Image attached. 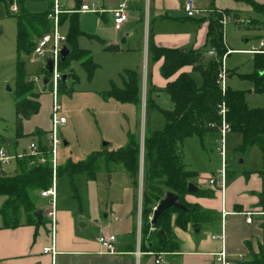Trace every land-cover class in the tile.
<instances>
[{
    "label": "crops",
    "instance_id": "crops-1",
    "mask_svg": "<svg viewBox=\"0 0 264 264\" xmlns=\"http://www.w3.org/2000/svg\"><path fill=\"white\" fill-rule=\"evenodd\" d=\"M47 1H49L47 9L33 12L50 10L54 0ZM121 1L80 0L78 3L77 0H60V4L63 14L77 13L79 15V26L82 31L80 36L93 34L80 25L82 14L97 15L99 18V30L104 36L102 29L104 23L113 22L110 10ZM186 1H131L129 4L130 18L123 27L125 30L124 36H117L110 40L106 39L111 44L106 42L105 49L108 50L107 47L109 46H116L118 48L114 50L116 52L126 51V44H128L126 49L136 52L135 40L137 35L145 41L146 68L143 75L138 72L141 77V84L148 72L150 39L159 47L186 49V52L189 50H203L202 60L204 63H207L210 59L207 55L208 47L206 46L209 20L206 19V21L201 22L202 18L209 17L215 11H228L230 12V17L238 22L239 27L264 31V15L256 11L248 0H193L196 7L201 11V13L193 17H189L185 13L184 4ZM253 1L264 4V0ZM84 4L96 8L97 11L79 12V8ZM144 11H146V21L143 18ZM112 27L115 30L113 25ZM122 30L115 31L120 32ZM260 38H264V36ZM224 41L227 48L232 50L228 56L236 52L248 53L255 56V54L248 52V50L253 46H257L258 43H252L247 48L234 49L225 40V33ZM246 41L249 42V40ZM80 48L88 50L89 53L91 52L87 47ZM88 57H92L91 53ZM252 61L254 64V57ZM163 62L164 59L162 58L149 65V69H151V94L158 95V93L166 89L169 82L176 80L181 73H188L192 76L191 71L195 72L193 65H186L167 79L161 74ZM228 72L230 80L233 79L231 77L235 74L238 75V78L240 74H249L237 72L236 69H228ZM263 73L262 71L261 74ZM201 85L198 86L200 87ZM228 87L240 90L228 85L227 82ZM254 88L255 83L252 82L250 89L244 90L247 91L246 101L251 108H262L264 107V91L256 93ZM36 130L45 132L46 129L37 125L31 131H24V134L30 135L36 132ZM20 140L18 142V150L14 151V153L19 151L21 147ZM242 141V134L241 136H236L234 143L235 151H238L237 148L241 145ZM65 142H67V145L70 144L68 141H64L65 146ZM108 145L109 143H104V146ZM119 148L121 147L117 149ZM105 150L113 151L106 147L103 149L98 147V149H94L90 154ZM245 154L247 156L238 165L230 162V170L227 165L226 185L225 189L221 190L219 186L216 187L208 181L212 176L217 177L216 173H211L207 170L199 171L192 166L190 167L186 163L183 152L186 168L198 174L191 179V182L199 189L212 192L211 196H198L194 193H189L185 197L186 201L192 204H200L205 209L214 211L217 219L204 224L200 229H195L191 225L186 229L173 226L172 235L178 246L176 251L163 254L164 264H215L214 256L221 250H225L229 254L234 264H241V262L250 257V246H252L255 252H259L260 247L264 249V150L254 145ZM100 161L104 162L106 173L101 176L102 178L99 176L98 178L97 176L90 178L92 182L86 186L88 200L85 198L82 201L77 198V202L72 199V196L71 201H61L59 203L56 199V264H158L155 261L156 256L151 254V251L141 248L140 256L137 255L138 246L142 242L144 153L143 160L140 163L141 169L138 185L134 184L132 177L123 164H108L104 159ZM13 163L17 164L16 161H12L10 165ZM5 171L7 174V170ZM76 177L77 175L73 178V182ZM67 178L71 181L69 177ZM217 178L220 184L221 177ZM73 189L77 191V188L74 187ZM41 199H43L41 204H37L38 209L43 211L41 222L34 215L35 218L25 220L18 227H5L0 213V264H53L52 254L44 252V248L52 244L51 222L46 215L49 199L44 197ZM2 203L3 200H0V209ZM249 212H255L252 215L251 222L247 221V214ZM103 233L116 236L114 243L117 249L116 253L107 252L99 242L98 237ZM218 235L222 237H213Z\"/></svg>",
    "mask_w": 264,
    "mask_h": 264
},
{
    "label": "trees",
    "instance_id": "trees-1",
    "mask_svg": "<svg viewBox=\"0 0 264 264\" xmlns=\"http://www.w3.org/2000/svg\"><path fill=\"white\" fill-rule=\"evenodd\" d=\"M77 1L79 3L80 0ZM248 2L256 11L264 15V4L253 0H248ZM19 3V12L14 15L17 22V52L19 55L16 63V89L14 92L17 100L16 134L18 139L26 135L23 131L24 121L38 114L41 108L40 94L35 90L36 80L29 79V74L26 72L25 64L20 56L22 53H32L37 40L51 32L53 28V23L48 18L51 9L45 12H33L25 8V0H20ZM222 12L230 17V12ZM222 12L215 11L209 17L200 20L201 22L209 20L206 46L215 47L217 50V56L209 57L207 63L202 60L203 50L183 52L182 49L159 47L151 39L149 41L150 65L163 58L164 62L161 67L163 77L170 78L186 65H193L194 70L199 71L202 76L200 87L188 73H181L176 80L167 84L165 91L170 95L174 108L162 110L166 118L165 127L147 134L144 140L142 248L156 254L176 251L178 245L172 235L173 226L186 229L191 225L195 229H200L204 224L217 219L214 211L205 209L197 203H189L185 199L189 193L198 196H211L212 192L199 188L196 191H189L188 185L191 179L198 174L186 168L182 143L186 138L192 136H198L203 140L210 133L219 134L222 123L219 108L223 101L226 103L227 121L230 123L231 131L239 132L243 136V141L237 148L238 151L245 153L254 145L264 150V107L251 108L246 101L247 91L228 87L224 94L217 83L220 69L219 59L229 50L224 44ZM66 21L69 22L67 44L70 53L64 61L60 62L59 69L63 71L71 60H82V65L92 75L96 64L92 57H88L89 51L78 46V37L82 33L79 26V15L77 13L69 15L62 13L60 23L63 24ZM107 49L117 50L118 48L109 46ZM254 65V72L239 76L254 82V91L262 93L264 91V73L261 74V72H264V53L255 54ZM43 71L45 72L44 86H47L50 74L47 70ZM72 75L74 74L71 70L62 75L58 92H69L66 82ZM123 79V87L113 85L111 90L104 94V97L139 106L142 95L140 74L136 70H126ZM69 89L71 88L69 87ZM147 104L150 108L156 106L152 94L147 98ZM43 134L44 131L36 130L30 135L38 137L37 143L40 151L48 158L45 163L30 166L31 158L25 156L18 160L19 171L16 173L4 175L0 172V197H7L0 209L5 227L14 228L22 225L24 222L21 220L24 216L26 220L35 218L34 213L38 210L35 195L49 189L53 184V166L47 153L50 149L42 142ZM5 144L6 137L1 135L0 148ZM101 159H104L108 164H123L134 184H139L141 144L133 133H130L129 142L125 147L113 151L95 152L85 160L68 161L57 166L56 179L67 176L73 182V178L79 174L95 178ZM169 191L179 196L187 210L168 208L159 216L157 223L153 224L156 230L151 231L150 217L154 213V208ZM160 230H163L164 233L162 234ZM250 252V257L241 264H264V249L262 247L259 252H255L250 246Z\"/></svg>",
    "mask_w": 264,
    "mask_h": 264
},
{
    "label": "rangeland",
    "instance_id": "rangeland-1",
    "mask_svg": "<svg viewBox=\"0 0 264 264\" xmlns=\"http://www.w3.org/2000/svg\"><path fill=\"white\" fill-rule=\"evenodd\" d=\"M19 2L20 0H0V136L6 137V144L3 147L6 148L9 154L23 155L22 158L13 160L17 164L13 163L6 167L5 170L8 173L19 171L18 160L23 159L25 157L24 154L29 152L32 141L38 142L37 136L25 135L19 138L21 139V147L19 151L14 153L19 146V139L16 134L17 100L14 93L16 89V63L19 58L17 52V22L14 15L19 12ZM14 5L17 7L16 11L12 9ZM48 7L49 1L47 0H25V8L30 11H43ZM145 12L143 14L144 21H146ZM98 19L95 14H82L80 18V25L93 33L89 34V36L78 37V46L87 47L91 50L93 62L96 64L92 75L82 65V60H71L63 71L59 69L62 75L70 70L73 71L74 75L70 76L66 82L69 92H58V103L61 106L58 116L65 117L66 122L58 124L57 128V137L61 140V144L58 145L56 151L59 161L57 166L68 161L77 162L85 159L88 154L93 152L94 149H98V147L114 150L125 146L128 142L129 133H133L140 141L142 161L145 134L163 129L166 125V118L162 110H171L173 108L170 95L165 90H162L158 95L152 94L156 104L155 107L150 108L147 104V98L152 93L150 60L147 66V76L142 83L141 103L139 106L132 103H121L104 97V94L111 90L113 85L123 87V78L126 70L133 69L142 75L144 74L146 68L145 41L137 35L135 40L136 52L126 49L128 44L125 45L126 51L123 52L106 50V42L111 44L106 39L110 40L117 36L123 37L125 30L116 32V29L114 30L112 27V25L114 26L113 22L104 23L102 28L103 36L99 30ZM68 32L69 22L66 21L60 24L59 33L67 38ZM224 33L225 40L234 49L247 48L252 43L257 44L260 37L264 36L263 30L239 27L238 22L231 17L224 24ZM246 40H249V42ZM62 45L68 46L67 41L63 42ZM210 48L208 46L207 50ZM32 55V53H22L20 59L25 64L29 79H34L36 76L40 77V80L35 83V90L40 94L41 108L38 114L24 121L23 131H31L37 125L46 129L41 139L51 150L50 131L52 128L53 87L51 83L44 86L45 72L41 66L43 60L38 58V60L33 61ZM253 57L254 55L248 53H232L228 56L225 65L228 69H236L237 72L251 73L255 70L252 61ZM191 73L197 84L201 85V74L197 71H191ZM231 78L233 79L230 80L229 77L227 81L228 85L240 90L250 89L252 83L250 80L238 78L236 74ZM239 135L241 136L239 132H229L225 139L229 170L230 162L238 165L247 156L245 153L242 154L234 150L236 136L238 137ZM219 137V134L210 133L203 140L198 136L186 138L183 143V152L187 165L199 171L207 170L208 172L216 173L217 177L220 178L219 169L222 157L219 153ZM64 141H68L70 144L65 146ZM104 143H109V145L104 146ZM47 153L49 154V160L52 161V153L50 151H47ZM120 166L122 167V165ZM105 173L104 162L100 161L96 176L97 178L98 176L102 178L101 176L105 175ZM57 182V200L59 203L61 201H71L72 199L77 201V198L82 201L85 198L88 200L86 186L92 182L90 177L80 174L71 183L64 176L59 178ZM74 187L77 188V191L73 189ZM72 196L73 198L71 199ZM35 198L36 204H41L43 200L41 199V193L35 195ZM6 199L7 197H3V199L0 197V200H3L2 205ZM25 220L26 217L24 216L21 222Z\"/></svg>",
    "mask_w": 264,
    "mask_h": 264
},
{
    "label": "built area",
    "instance_id": "built-area-1",
    "mask_svg": "<svg viewBox=\"0 0 264 264\" xmlns=\"http://www.w3.org/2000/svg\"><path fill=\"white\" fill-rule=\"evenodd\" d=\"M131 1H138V0H122L116 7L112 8L110 11L112 13L113 17V24L114 28L119 31L122 30L125 23L130 18V11H129V4ZM12 9L14 11L17 10L16 5L12 6ZM184 10L187 16L193 17L201 11L196 7L195 2L193 0H187L184 4ZM79 12H95L97 11L96 8H93L87 4L82 5L79 10ZM63 12L61 9L60 0H54L53 6L51 10L48 13V18L53 23L52 31L43 35L41 38H39L36 42L35 48L32 52V60L36 61L38 58L43 60L42 63V69L47 70V60L50 59L53 62V68L54 71L50 74V79L47 81V83H51L53 87V106H52V128L50 131L51 134V143H52V149L50 152L52 153V166L54 170V180L53 184L49 189L43 190L41 192V196L44 198L49 199V206L48 209H46V215L49 218L51 222V246L45 247L44 252L51 253L53 257V264H56V199H57V179H56V168H57V158H56V151L59 144H61V140L57 137V128L58 124H62L66 122L65 117L58 116V112L61 108V106L58 103V84L60 80L62 79V74L59 71V64L62 61V51L65 45H62L63 42L67 41V38L64 35H61L59 33V26H60V14ZM222 12V11H219ZM223 13V12H222ZM229 18L226 14L223 13V17L221 19V23L225 24L226 20ZM224 44L226 42L224 41ZM232 50H228L223 56L219 59L220 62V69L218 72L217 77V83L221 87L222 92L225 94L227 90V81L229 77L228 69L226 68V58L228 54H230ZM248 52L257 54V53H264V38H260L258 45L253 46ZM207 55L211 58L217 56V50L215 47H211L207 51ZM48 71V70H47ZM36 81L40 80L39 76H36L34 78ZM219 114L222 117V123L219 128V153L222 157V166L219 170L221 182L218 183V178L215 176H212L208 179L209 183L218 187L221 190L225 189L226 185V178H227V155H226V148H225V139L229 132H231L230 123L227 121V107L225 101H223L219 108ZM24 156H29L31 158L29 164L31 166L37 165V164H43L47 161V157L45 154L40 151L39 145L37 142H32L30 144V150L28 153H25ZM22 154H15L11 155L7 152L5 147L0 148V172L6 169L8 165L12 163L13 160L17 158H22ZM218 188V189H219ZM156 207L154 208V210ZM255 212H249L247 215V221H252V215H254ZM224 215V214H223ZM153 215L150 217L151 220V231H155V227L152 224ZM214 238H221L222 236H213ZM99 242L101 245L106 249L107 252L110 253H116L117 249L115 246L116 236L111 234H101L98 237ZM142 248V242H140L138 246L137 255L140 256L141 249ZM151 254L156 256V263L158 264H164L165 260L163 258L164 253H154L151 252ZM215 264H234V261L230 258L229 254L225 250H221L217 252L214 256Z\"/></svg>",
    "mask_w": 264,
    "mask_h": 264
},
{
    "label": "water",
    "instance_id": "water-1",
    "mask_svg": "<svg viewBox=\"0 0 264 264\" xmlns=\"http://www.w3.org/2000/svg\"><path fill=\"white\" fill-rule=\"evenodd\" d=\"M182 51L186 52V49H183ZM69 53H70V49L68 48V46H64L63 51H62V61L66 59ZM47 70L50 74L54 71L53 62L50 59L47 60ZM9 89L12 90L10 87ZM65 144L67 145V142H65ZM2 173L6 175L5 170H3ZM188 188H189V191H196L198 189V187L192 182L189 183ZM170 207H175L180 210H187V207L181 202L179 196L176 193L169 191L167 192L166 196L160 201V203L157 205L156 209L154 210L152 224H156L159 216ZM34 215L37 217L39 222L42 221L43 211L41 209L36 210ZM160 232L162 234L164 233L163 230H160Z\"/></svg>",
    "mask_w": 264,
    "mask_h": 264
}]
</instances>
